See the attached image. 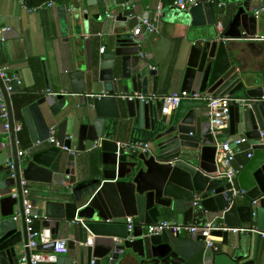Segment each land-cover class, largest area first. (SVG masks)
Returning a JSON list of instances; mask_svg holds the SVG:
<instances>
[{"label":"water","instance_id":"1","mask_svg":"<svg viewBox=\"0 0 264 264\" xmlns=\"http://www.w3.org/2000/svg\"><path fill=\"white\" fill-rule=\"evenodd\" d=\"M196 1L189 11L174 9L173 17L191 15L194 22L204 17L209 26L217 19H228V24L222 37L191 47L180 89L237 99L229 106L227 131L212 134L202 99L182 100L164 115L162 100L146 103L117 98L133 93L157 96L161 88L155 66L167 54L169 42L158 36L157 44L145 47L132 36L129 31L139 19L148 18L133 0H86L88 11L81 16L85 26L88 14L100 21L99 9L108 8L115 22L125 26L117 28L109 51L99 54L97 64L89 63L86 72L71 71L66 79L57 78L63 92H53L47 78L45 91L21 101L31 148L24 157V168L13 156L16 177L0 179V190L17 185L21 175L42 187L29 191V198L36 202L30 232L22 215L18 221L12 219L15 208L22 209L21 198L7 195L0 199V264L28 260V235L45 228L50 229L52 242L38 245L37 251L52 252L61 229L69 235L76 233L77 244L67 241L71 255L58 256L54 264H116L119 260L125 264H262L257 251L244 249L242 237L237 244L231 243L230 232H211L219 242L210 246L204 236L185 238L170 230L132 241L126 225L113 222L132 217L138 225H151L164 214L181 217L184 225H198L220 215L225 226L238 228L251 225L255 214L261 221L264 218V137L260 135L264 134V86L250 87V80L236 70L227 51V40L255 34L251 0ZM66 9L56 7L65 36ZM77 18L69 19L72 31ZM0 92L9 122V131L1 134L9 135L15 152L14 113L1 79ZM51 130L58 146L46 143ZM121 133L126 144L144 145L145 150L121 149L118 154L116 137ZM239 133L249 140L252 157L236 178L246 198L230 205L227 191L231 185L216 176V145ZM5 150L0 139V165L8 159ZM253 201H258L257 206ZM88 241L92 244L87 245Z\"/></svg>","mask_w":264,"mask_h":264},{"label":"crops","instance_id":"2","mask_svg":"<svg viewBox=\"0 0 264 264\" xmlns=\"http://www.w3.org/2000/svg\"><path fill=\"white\" fill-rule=\"evenodd\" d=\"M53 1L55 3L54 9L42 7L36 11L28 12L25 7H36L40 4V1L0 0V27H9L11 29L10 32L6 34L5 41L0 42V69L6 68L8 72L17 74L22 83L21 86H15L14 93L9 96L13 113V99L15 97L21 98L26 94H30L33 97L34 94L45 91L47 78L50 81L53 92H63L57 83V78L62 75L66 79L67 74L71 71L82 70L86 72L89 63L97 64L99 54L109 51L113 41L110 38L116 33L117 28L125 26V24L115 22L114 15L109 8L106 11L99 9L102 18L100 21L95 20L88 14L85 26L81 16H84L88 11L85 4L86 0ZM133 1L140 5V12L145 11L146 14H148V18L153 15L155 10L162 7V17L158 23V33L149 34L143 31L138 37L140 41L144 42L145 47H148L149 44H157L159 42L158 36H163L164 40L166 39L169 42L167 54L164 56L161 63L155 66L158 69V86L161 88L157 91V96L165 92L171 94L181 91L180 83L191 47L202 40L222 37L226 30L228 19H217L216 24L209 26L205 24L204 17L199 19L198 22H194L191 15L188 18H174L173 12L175 11L171 8V2L173 0ZM59 5L67 7L66 29L68 35L66 33V36L61 32L59 15L56 10V7ZM262 6H264L263 0H251L250 8H253V11L250 13V16L254 19L255 28V34L253 36H249L250 38L248 39L227 40L229 57L236 67V70L250 80V87L264 86V11H260L258 15L255 14ZM106 14H111L112 18H107ZM73 15H78L74 31H72V26L69 22L70 17ZM196 15L200 16L199 13ZM218 24L221 25V29L218 28ZM131 31L129 32L131 33ZM101 49H103L102 52ZM170 67L172 68V74L170 79L166 80L167 72ZM253 80H256V82H251ZM87 93L89 95L91 94L90 91H87ZM79 103L81 104L83 102ZM14 122L15 125H21V122L16 120L15 117ZM2 132L0 127V139H2L5 144V152L8 155V159L5 163L0 165V179H6L10 174L9 170H3L7 168V163L13 162V156L17 157L18 151L29 150L31 144L29 148H22L17 141V133L19 131L14 132L16 145V150L14 152L11 150L9 135L1 134ZM241 135L242 133H239L236 136H230L228 139ZM116 140L122 143L126 142L127 139H125L124 134L121 133L116 137ZM247 152L248 147L245 145L238 149L234 159V166L238 167L241 160H246V162L249 160L246 157ZM20 161L22 162H20L21 168H24V157H22ZM27 183L29 191L31 190L32 192L42 187V185ZM11 188L0 190L1 198L7 196ZM29 201L32 208H34L36 206L35 199L32 197L29 198ZM244 202L249 203L248 200H244ZM244 202H240V205H242V203L244 204ZM213 220L223 224L222 216L220 215L216 216L214 219L209 218L206 222ZM134 221L136 222L135 219ZM158 221H169L181 224L182 218L163 214ZM263 221L264 218H262L261 221V217L258 218L257 214H255L251 226L264 232ZM61 232L64 233L67 241L74 240L77 244L76 233L69 235V233L65 232L63 229L59 231V233ZM143 236L144 231L141 226L137 224L128 239L135 241ZM180 236L189 238L190 234L183 232ZM238 237H242L244 249L251 247L253 252L257 251L259 255H261L262 264H264V239L254 234H242L238 236L232 233L230 234V242L237 244ZM213 241L219 242L218 239H213ZM38 252L44 253L43 251ZM126 252L127 251H125V253ZM66 255H71V251L64 256ZM252 255L249 259L252 258ZM116 264L125 263L119 260Z\"/></svg>","mask_w":264,"mask_h":264},{"label":"built area","instance_id":"3","mask_svg":"<svg viewBox=\"0 0 264 264\" xmlns=\"http://www.w3.org/2000/svg\"><path fill=\"white\" fill-rule=\"evenodd\" d=\"M40 4L36 7L27 8L28 12L36 11L39 8H52L54 9L55 3L53 0H39ZM258 1V0H253ZM196 5V0H173L171 2V8L186 12L190 8ZM260 11H264V6H262L258 11H256V15L259 14ZM107 18H112L111 14H106ZM162 17V7H159L150 18L141 19L140 22L132 29L131 34L134 38L140 36V34L145 31L149 34H157L158 33V23L160 18ZM218 28L221 29V25L218 24ZM9 27H0V42H4L6 39V34L10 32ZM103 49H101V52ZM0 79L3 83L4 89L8 96L14 93L15 86H21V80L19 76L15 73H10L6 68L0 69ZM117 98L123 101H132V100H141L146 103L152 102L155 99H159L163 101L162 114L169 115L170 112L176 109L179 103L182 100L191 99L197 100L202 99L206 101V115L208 117V121L210 123V128L213 135H220L227 131L229 126V118L230 111L229 106L232 102L238 101L235 98L225 96L222 98H211L206 94H202L199 92L188 93L186 91H178L171 94H167L164 96H154V95H144L141 93H133L131 95L128 94H119ZM264 101V96L261 99ZM0 127L2 131H9V122H8V112L6 108L5 101L0 92ZM21 129V125H14V132H18ZM261 137H264V134H260ZM46 143L51 145H56L54 139V130L50 131V137L46 140ZM247 146L248 152L246 153L247 159L252 157L251 145L249 144V140L241 135L239 137H232L230 139H226L224 142H221L216 145V163L218 165V171L216 176L218 178H225L226 181L231 185V188L227 191L229 194L230 205H233L237 200H241L246 198V192L236 186V178L239 171L242 169V166L236 167L234 166V159L237 154L238 149L241 146ZM144 145H130L126 143H118V154L121 149L123 150H133L140 149L142 151L145 150ZM63 150H66L63 148ZM28 153V150L18 151L17 157L21 159L25 157ZM7 168L10 172L9 177L15 179V165L14 162H8ZM8 195L13 199L21 198L22 209H18L16 207L14 216L12 219L14 221H18L20 216L22 215L24 218V222L26 225V229L28 232L31 231V224L33 220L36 218L32 215V205L29 201V188L28 183L20 176L19 183L14 185L8 191ZM1 198V195H0ZM253 206H257L258 201H253L251 203ZM110 222V221H109ZM113 222L116 223H124L126 225L127 231L129 234L134 231L137 226L136 222L132 217L118 218L114 219ZM144 231V236L150 235H158L165 230H170L173 234H181L186 232L188 234H196L205 237L206 246H210L213 242V238L210 236L213 231H221V232H230L233 234H254L259 236L261 239H264V232L258 230L256 227L251 225H245L238 228H228L222 223H218L216 220L208 221L198 225H184L175 222L169 221H157L151 225H138ZM64 233H59L57 239L53 241L54 249L52 252H38L36 250L38 245H47L52 242L50 229H41L38 233H33L28 235V243L26 247L30 251V258H23L20 264H39V263H50L54 264L57 260L58 256H63L69 252L67 247V240L65 239ZM219 240V239H218ZM92 242L88 241L87 245H91ZM93 264V263H91Z\"/></svg>","mask_w":264,"mask_h":264},{"label":"trees","instance_id":"4","mask_svg":"<svg viewBox=\"0 0 264 264\" xmlns=\"http://www.w3.org/2000/svg\"><path fill=\"white\" fill-rule=\"evenodd\" d=\"M37 1L39 2V0H37ZM167 73L168 74H167L166 80H169L171 77V74H172V68L171 67L169 68ZM164 95H167V93L165 92L161 96H164ZM25 98L30 99V98H32V95L26 94V95L22 96L21 98L15 97L13 99L14 100V117L16 120L21 122V129L17 133V141L20 144V146L24 149L29 148V146H30V136H29V132H28L27 127H26L24 120H23V116L21 113L22 104H20L21 101ZM123 143H125V142H123ZM245 164H246V160H241L238 167H240V166L243 167ZM94 165H95V158L93 156V166Z\"/></svg>","mask_w":264,"mask_h":264}]
</instances>
